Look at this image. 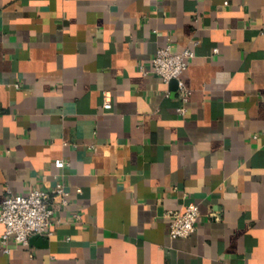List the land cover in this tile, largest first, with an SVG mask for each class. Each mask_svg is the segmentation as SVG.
I'll return each mask as SVG.
<instances>
[{
  "label": "crops",
  "instance_id": "0c3cea01",
  "mask_svg": "<svg viewBox=\"0 0 264 264\" xmlns=\"http://www.w3.org/2000/svg\"><path fill=\"white\" fill-rule=\"evenodd\" d=\"M59 179L54 235L5 252L0 222V264H264V0H0V211Z\"/></svg>",
  "mask_w": 264,
  "mask_h": 264
},
{
  "label": "built area",
  "instance_id": "2783aa9c",
  "mask_svg": "<svg viewBox=\"0 0 264 264\" xmlns=\"http://www.w3.org/2000/svg\"><path fill=\"white\" fill-rule=\"evenodd\" d=\"M194 54L190 48L175 51L173 46L168 44L160 47L152 60L153 70L166 82L170 83L174 80L177 82L181 100L178 111L181 115L188 113V103L192 93L183 78V73ZM104 106L112 108L113 102L110 99L106 100ZM67 164L65 159L55 160L58 168H65ZM71 195L70 187L62 179H59L53 188H36L27 194H16L9 190L0 211V222L5 226L1 238L3 250L11 251L10 240L28 246L32 235H54V225L60 222L57 211L68 207ZM170 214L172 216L170 233L173 237L190 236L197 230V222L201 214L197 202H189L184 212L173 210Z\"/></svg>",
  "mask_w": 264,
  "mask_h": 264
},
{
  "label": "water",
  "instance_id": "95a60500",
  "mask_svg": "<svg viewBox=\"0 0 264 264\" xmlns=\"http://www.w3.org/2000/svg\"><path fill=\"white\" fill-rule=\"evenodd\" d=\"M175 81V80H174Z\"/></svg>",
  "mask_w": 264,
  "mask_h": 264
}]
</instances>
